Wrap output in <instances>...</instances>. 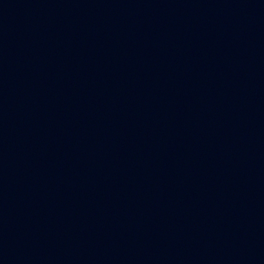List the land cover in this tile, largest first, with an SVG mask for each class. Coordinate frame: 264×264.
<instances>
[{
    "label": "water",
    "instance_id": "water-1",
    "mask_svg": "<svg viewBox=\"0 0 264 264\" xmlns=\"http://www.w3.org/2000/svg\"><path fill=\"white\" fill-rule=\"evenodd\" d=\"M183 0H0V264H56L138 115Z\"/></svg>",
    "mask_w": 264,
    "mask_h": 264
}]
</instances>
